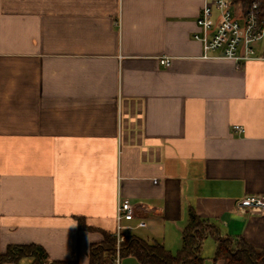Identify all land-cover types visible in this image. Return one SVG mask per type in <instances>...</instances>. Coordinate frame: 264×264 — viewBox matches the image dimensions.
<instances>
[{
	"label": "crops",
	"instance_id": "0c3cea01",
	"mask_svg": "<svg viewBox=\"0 0 264 264\" xmlns=\"http://www.w3.org/2000/svg\"><path fill=\"white\" fill-rule=\"evenodd\" d=\"M204 3L0 0V254L89 264L125 199L132 234L173 253L190 209L264 250V213L237 207L264 194V60L203 58ZM215 251L205 264H224Z\"/></svg>",
	"mask_w": 264,
	"mask_h": 264
},
{
	"label": "trees",
	"instance_id": "16d2710c",
	"mask_svg": "<svg viewBox=\"0 0 264 264\" xmlns=\"http://www.w3.org/2000/svg\"><path fill=\"white\" fill-rule=\"evenodd\" d=\"M253 0H244L249 5ZM262 9L264 14V0ZM79 228L98 231L86 225L84 218L78 217ZM102 241L91 245L89 264H110L117 255V240L113 233L99 230ZM216 241L214 261L224 264H264V250L251 246L244 238L221 236L217 227L202 219L194 209L189 211L187 225L182 232V248L173 253L158 242H148L136 234H128L120 245L122 259L133 256L141 264H205L203 246L208 238ZM24 259H31V264H79L77 260L50 261L45 249L39 245L10 246L5 254H0V264H18Z\"/></svg>",
	"mask_w": 264,
	"mask_h": 264
},
{
	"label": "built area",
	"instance_id": "2783aa9c",
	"mask_svg": "<svg viewBox=\"0 0 264 264\" xmlns=\"http://www.w3.org/2000/svg\"><path fill=\"white\" fill-rule=\"evenodd\" d=\"M219 7L217 22L211 21L213 5ZM238 5V8H232ZM260 0H253L246 5L244 0H205L201 15L197 20L199 33L194 38L201 42L205 59L222 58L236 62L264 60V55H258L255 46L264 41V14ZM162 65L169 66L171 59L161 60ZM234 131L243 133L241 125H235ZM242 213H264V194L246 195L237 203ZM136 213L132 203L125 199L118 203L116 216L117 255L110 264H121L120 245L128 234L132 233V223ZM137 227L145 228L144 221H138Z\"/></svg>",
	"mask_w": 264,
	"mask_h": 264
},
{
	"label": "rangeland",
	"instance_id": "374dc122",
	"mask_svg": "<svg viewBox=\"0 0 264 264\" xmlns=\"http://www.w3.org/2000/svg\"><path fill=\"white\" fill-rule=\"evenodd\" d=\"M262 47V46H264V41L263 42H261L260 44H259V47ZM210 243V242H209ZM207 254V253H206Z\"/></svg>",
	"mask_w": 264,
	"mask_h": 264
}]
</instances>
